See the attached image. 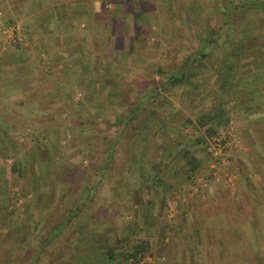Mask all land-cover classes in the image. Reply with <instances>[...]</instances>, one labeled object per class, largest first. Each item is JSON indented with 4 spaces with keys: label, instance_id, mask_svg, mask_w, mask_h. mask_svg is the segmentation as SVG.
I'll return each mask as SVG.
<instances>
[{
    "label": "crops",
    "instance_id": "obj_1",
    "mask_svg": "<svg viewBox=\"0 0 264 264\" xmlns=\"http://www.w3.org/2000/svg\"><path fill=\"white\" fill-rule=\"evenodd\" d=\"M0 26V264H22L26 253L28 264H73L77 246L93 256L89 264H108L101 249L130 237L126 227L108 229L100 209L128 203L123 166L91 190L85 173L73 180L70 172L75 163L93 172L91 160L107 156V146L90 142L100 137V122L88 112H104L107 97L130 79L137 84L150 66L145 78L165 82L194 66L192 77L210 80L209 95L224 103L219 130L230 127L240 138L225 264H264L256 242H264V0H0ZM102 166L94 170L103 174ZM109 174L113 182L104 186ZM145 205L137 193L133 214L113 211L110 220L135 223Z\"/></svg>",
    "mask_w": 264,
    "mask_h": 264
},
{
    "label": "rangeland",
    "instance_id": "obj_2",
    "mask_svg": "<svg viewBox=\"0 0 264 264\" xmlns=\"http://www.w3.org/2000/svg\"><path fill=\"white\" fill-rule=\"evenodd\" d=\"M0 27L2 28V26ZM226 49H228V47L223 48V50ZM202 66L206 67V64L203 63ZM173 67L174 62L169 60L168 64L165 66V70L170 71ZM150 72H154V68H151V66L143 69L140 73L142 74L141 77L136 79L138 81L137 84L135 83V80H128L129 86L132 87L131 89H134L136 85H138V89L141 88L139 86H142V83L146 85L145 88L148 87V90L153 88L151 85H154L156 88L157 85L151 83L153 79L145 78L146 73ZM191 80L193 81L192 84L185 82L179 86H164L165 92L158 100L153 101V105L156 106L154 108L152 107V111H155V115L153 116L154 121L151 123V127L156 125L157 128H159L161 125L172 120L171 118H173L175 125L179 126L188 123V119L193 120V125L184 130L185 135H183V138L181 137L182 145L179 147L183 148L184 146H187L191 148L197 158L204 162L202 167L191 173V177L186 178V174L180 173L179 170L183 163L166 164V169L163 170L162 168L165 172L162 173L163 171L161 170V173H159L165 178V180L169 181V184L171 183L169 185V195L166 198L163 196V189H165V187L162 184L156 191L149 184L144 185L142 189L136 187L137 185L134 176L129 174V179L127 178L129 170L126 169V163L123 164L125 157H123L124 155L122 156V154L117 155V159L114 163V165L116 164L115 169L113 170L112 167L110 172L114 173L115 170L118 171L120 169L119 167L123 166L124 174L122 175L125 180L123 181L124 187L122 190L128 195V203L125 205L122 203V206H117L116 208L112 205V201H110L108 205L103 208L101 207L100 209L102 212H105L103 215H105L109 221L107 224L112 225V227L108 226V229L112 228L116 231V229L123 228V230H127L125 231V234L130 235V237L122 239L118 249L123 251L133 249V246H135V244L141 239H145L151 243L153 255L145 256V258L139 260L138 264L226 263V253L228 251L226 245L228 241L226 232H229V230L231 231L232 228L235 227L228 222V209L226 210V203L230 201V193L236 188V184L238 183L235 175L238 174V163L236 162V159L238 158L237 152L240 146L238 140H240V138L230 127L220 129L218 134H220L219 138H222L223 150L221 153L218 150L216 152L214 149V146H216V143L214 142L216 135L209 136L204 129H201L199 117L205 116V119L212 117L210 123H216L218 120L215 117L222 114L220 109L225 108L224 103H221L219 100L215 103L214 101L217 99L209 95L210 91L215 93L214 89L210 88V80L204 78L200 79L199 77H191ZM129 86L124 87L123 90H121V94H117V96L122 95L123 97L124 95L127 103H134L136 96H134V92ZM189 86L190 90H196V92H198L197 96L193 93H185V89ZM107 99L110 101H108L109 107L104 110V112L90 110L88 115H86L88 120L94 122L95 125L100 122L97 128L98 133L96 132V135L99 134L100 137L98 138L97 135L93 142L90 141L92 145L100 148L101 145L103 148L107 145L108 137L115 135V131L118 127L112 114L110 115L108 112L112 107H115V109L117 108L115 111L119 112L124 108L122 102L115 100L112 103L110 97H107ZM160 103L161 106H159ZM123 104L125 105L126 103L123 101ZM207 106L210 110L204 109V107ZM169 111H172V114H176V116L170 117L168 115H163V113H169ZM202 112L205 114H201ZM98 119H100V121ZM194 126L197 127L195 128ZM158 130L159 129L156 131ZM93 131L94 130L91 128V134H93ZM102 135H104L106 139L103 142L101 140ZM202 137L207 140V143L203 142ZM165 145L167 146L164 142L157 143L155 147L156 151H153L149 156L151 160L150 164L155 165L157 158L155 152L164 150ZM151 149H149V151H151ZM91 152H94L93 149H91ZM89 154L93 155L92 153ZM93 162L94 164L91 163V165H93L91 171L93 172H84L80 166H78V163H75L74 169L70 172V178L73 180L79 178V176L85 173L83 176L84 183L90 187V190L97 183H100L101 185L104 181L103 175H100L101 172L97 173L98 168L97 170H94V168L97 165L102 166L105 160ZM64 166L65 165L63 164L61 169ZM146 168L150 177H154L152 175L156 173L158 174L157 171H160L159 164H156L155 167L149 166ZM168 168L169 171L167 173ZM136 175L138 176L137 173ZM183 175L185 176V182L180 178ZM109 181H111V183L113 182L110 174L105 180L107 183H104V186L108 185ZM127 182L130 185H128ZM130 188L132 189V192H129ZM135 188L140 192L135 190ZM101 193H107V191L100 188V194ZM137 193L140 194L142 202H146V200L148 201L149 207L147 208L146 205L139 207L138 212L136 211L138 219L135 223H132L131 221L129 225L128 223H122L124 225H121L117 222H112L110 219L113 211L118 216H122L121 218H123L124 214H130V211L133 214L132 211H134V207L131 206V200H133V197H135ZM166 203L169 205L167 206ZM114 224L119 225L118 227H115ZM131 224L132 226H130ZM251 239L252 238H250L248 242H251ZM68 240L70 243L71 239ZM256 242L260 247L257 252H259L260 256L262 255V258H264V242L260 243L257 240ZM220 246L221 248L218 249ZM253 249H255L254 246L251 248V254L257 253L252 252ZM30 260V255L26 253L22 257V264H28V261L30 262ZM125 264H128V262Z\"/></svg>",
    "mask_w": 264,
    "mask_h": 264
},
{
    "label": "trees",
    "instance_id": "obj_3",
    "mask_svg": "<svg viewBox=\"0 0 264 264\" xmlns=\"http://www.w3.org/2000/svg\"><path fill=\"white\" fill-rule=\"evenodd\" d=\"M191 69L192 70H189V72H187V74L183 75L182 77H178L177 75L171 77L168 82L163 80L156 81L153 79L151 83H154L157 85V87H154L148 91H146V85L142 83V86H139L141 88H139L137 93L134 94V96H136L134 103H127L124 95L123 97L122 95L117 96V94H111L108 96L110 97L112 103L115 100L122 102L124 108L119 112L115 111L117 108L115 109V107H112L108 112L110 115L112 114L115 123L118 124V127L115 131V135L108 137V143L106 145L108 152L106 158L104 159L105 163L102 166L104 172L100 175H105L104 173L106 172L109 173L112 165H114L117 159L115 156L117 155L119 149L122 148L125 156L124 164L126 163V169L129 170L128 177H126L129 179L130 168L132 167L133 172L135 171L134 179L136 180V187L142 189L144 185L149 184L156 191L157 188H159L162 184L165 187V189H163V196L166 198L168 196L170 188L169 185L171 183L169 184V181L165 180V178L159 174L161 173V167H164L168 163H183L184 165L182 164L179 170L180 173L186 174V178L191 177V173L202 167L204 162L197 158L191 148L187 146H182L183 148L179 147L182 145L181 137L183 138V135H185L184 130L193 125V120L188 119V123L179 126L175 125L173 118H171L172 120L168 121L167 123L163 125L160 124L161 126L159 125V128H157L156 125L151 127V123L154 121L153 116L155 115V111H152V109L156 106L153 105V101L158 100L159 97L164 93L165 88L163 87L166 85L175 86L181 85L185 82L192 84L193 81L191 80V77L195 67L193 66ZM123 101L126 103L125 105L123 104ZM159 106H161V103ZM201 114L205 113L202 112ZM163 115H168L170 117L176 116V114H172V111H169V113L165 112ZM211 118L212 117H208L205 119V116L199 117L201 129H204V131L209 136H219V128L223 124V117L222 115H217L215 117L218 120V124L210 123ZM194 127L196 128L197 126ZM157 129L159 130L156 131ZM202 139L203 142L207 143V140L204 137H202ZM158 142H164L167 144V146L165 145L164 150L155 152L157 154L155 165L159 164L160 171H157L158 174L156 173L152 175L154 177H150V174L148 171H146V167H155V165L150 164V162L147 164L144 159V154H146L147 151L149 152L151 147L152 152L156 151L155 147ZM127 184L130 185L128 182ZM86 205L87 204L84 203L81 208L78 206L75 207L71 214L74 216L77 215ZM53 229L58 228L55 227ZM47 244L48 242L45 243V246ZM84 246L86 247V251H94V244L90 246ZM103 249L105 250L103 255L105 258H107L108 264H125L127 262L128 264H138L139 260L145 258V256L153 255L151 243L145 239H141L137 244H135V246H133V249L123 251L120 249L111 248L109 245L102 248L101 250ZM81 257V249L77 246L75 254L72 255L73 264H89V261L92 260L93 256H86L88 259L85 256L82 258Z\"/></svg>",
    "mask_w": 264,
    "mask_h": 264
},
{
    "label": "built area",
    "instance_id": "obj_4",
    "mask_svg": "<svg viewBox=\"0 0 264 264\" xmlns=\"http://www.w3.org/2000/svg\"><path fill=\"white\" fill-rule=\"evenodd\" d=\"M110 5L111 4L109 3V6ZM19 30H20V26H15V27L7 28V31L9 33H11V35H14V34L18 33ZM219 137H220V135L217 136V137L215 136V138H214V142L216 143V146H214V149L216 150V152L218 150L221 153L222 150H223V148H222V140H221L222 138L220 139Z\"/></svg>",
    "mask_w": 264,
    "mask_h": 264
}]
</instances>
